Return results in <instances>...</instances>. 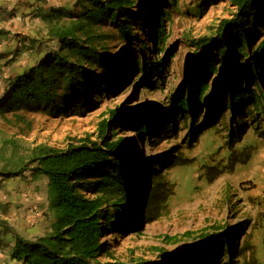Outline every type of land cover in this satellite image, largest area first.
<instances>
[{"label": "rangeland", "instance_id": "1", "mask_svg": "<svg viewBox=\"0 0 264 264\" xmlns=\"http://www.w3.org/2000/svg\"><path fill=\"white\" fill-rule=\"evenodd\" d=\"M83 1L0 0V29L15 35L0 44V95L9 80L27 71L46 51L57 48L49 39V26L37 12L48 13L54 8L75 16L80 12ZM202 2L137 0V9L143 17L134 28L135 36L128 40L119 39L110 25L96 28V33L107 35L102 46L108 48L109 55H120L125 60L130 76L124 69L117 73L110 68L109 62L106 63L104 76L109 85H99L97 91L89 93L88 99L85 97L90 104L99 102L98 107L89 113L63 116L39 111L0 117V168L13 157L26 156L36 145L64 148L69 138L88 136L93 141L97 140L99 122L107 119L114 110L120 111L122 118H119V124L127 116H132L123 127L124 131L120 127L117 129L115 140L122 138L135 145V157L142 154L148 160L147 165L141 168L153 171L155 163L159 165L162 158H168V152L185 160L184 165L163 171L173 186L165 214L151 223H141L140 231L121 227L107 232L101 241L109 243L112 256H103L102 261L113 258L128 264L142 261L161 264H264V111L255 110L251 107L252 102L238 112L222 105L212 109L215 99L222 101V88H216V75L192 76L198 67L196 54L201 51L197 52L191 41L214 35L220 20L232 17L234 12L228 0H217L207 5H201ZM164 13L168 14L165 20L167 39L161 56L169 58L165 80L144 85L139 74L133 73L132 60L136 66V60L140 62L142 54L148 58L153 45L140 31V25L146 26V22L152 19L164 18ZM258 18L264 19V11L258 14ZM72 20L67 17L66 22ZM143 42L148 50L141 54ZM98 46L101 45L98 43ZM10 57L17 59L3 66ZM219 62L222 63L220 57L215 67L220 66ZM100 70L93 71L98 73ZM200 81L208 84L205 101L212 107L202 102L198 114L176 111L174 117H168L163 125L170 122L173 131L157 139L151 136L143 142L138 139L134 125L143 116H149L159 107L169 106L170 96L183 93L187 97L188 90L192 95ZM240 83L249 91H256L247 77ZM237 84L234 78L229 79L225 87L227 95ZM234 130L242 133L238 136ZM191 134L194 139L189 143ZM32 168L28 167L18 177L0 176V237L7 227L30 240L51 230L54 214L50 208L47 179L35 174ZM137 180L138 193L133 199L137 204L131 209L134 213L132 221L139 220L138 204L145 189L140 186L142 182L145 184L141 175ZM84 193L92 196V192ZM123 222L127 220L123 219ZM11 235L12 232L8 233ZM221 238L225 240L221 248L207 252ZM8 241L7 237L0 244V264H17L9 258V247L5 245Z\"/></svg>", "mask_w": 264, "mask_h": 264}, {"label": "trees", "instance_id": "2", "mask_svg": "<svg viewBox=\"0 0 264 264\" xmlns=\"http://www.w3.org/2000/svg\"><path fill=\"white\" fill-rule=\"evenodd\" d=\"M213 1L217 0H203L201 5ZM228 1L234 8L232 17L221 19L214 35L191 41L192 47L197 52L201 51L196 54L199 57L198 67L192 76L216 75V88H222V101L215 99L213 107L205 101L208 91L205 81L198 82L192 95L188 90L187 97L183 93L170 96L169 106L155 109L134 125L135 135L141 142L146 137L157 139L164 133L167 135L174 129L170 128V122L163 126L168 117L172 119L176 111L198 114L202 102L212 109L222 105L235 112L252 102L251 107L264 111V19L258 18V14L264 11V0ZM136 5L137 0H84L80 12L75 16H68L66 10L54 8L48 13L37 12L49 26V39L55 42L57 48L46 51L27 71L7 82L0 95V117L39 111L52 115L83 116L98 107L99 102L90 104L85 97L88 99L89 93L97 91L99 85H109L104 76L106 63L109 62L110 68L117 73L123 69L128 73L129 66L120 55H109L108 48L101 44L107 35L98 34L95 29L110 25L119 39H131L135 36L137 21L143 17ZM167 15L164 13V18L146 22V26L140 25V31L153 45L147 58L142 54L148 50L143 42L140 48L142 60H136V66L132 60L133 73L139 74V80L144 85L165 80L169 58L161 55L167 39ZM67 17L74 20L66 22ZM14 36L11 31L0 29V44ZM218 57L222 59V63L219 62L222 68L215 67ZM16 59L10 57L2 65L7 66ZM94 69L101 70L95 73ZM245 77L255 85L256 91L242 86L240 81ZM230 78H234L238 84L227 95L225 87ZM119 112L111 111L107 119L99 122L95 141L86 136L69 138L64 148L36 145L26 156L13 157L0 168L1 177L21 176L30 166L35 174L44 176L54 214L51 230L34 240L13 233L9 227L3 230L0 244L8 237L5 245L9 247L8 255L12 262L128 264L113 258L101 260L103 256H112L109 243L101 241L105 234L121 227H126L128 231L138 229L141 223H151L165 214L173 186L166 180L163 171L186 162L182 157H174L168 152V158H162L159 165L155 163L153 171L144 170L148 160L142 154L135 157V145L122 138L115 140L117 129L120 127L124 131L123 127L132 119L131 115L127 116L119 124V118H122ZM234 132L238 136L242 133L239 130ZM193 139L191 134L189 143ZM139 175L145 182L140 186L145 189L138 204L139 220L132 221L134 213L131 209L137 204L133 199L138 193ZM84 191L92 192V196L85 195ZM123 219L127 222H123ZM11 232L12 235L8 236ZM224 242V239H219L207 252L219 250ZM135 264L161 263L142 261Z\"/></svg>", "mask_w": 264, "mask_h": 264}]
</instances>
